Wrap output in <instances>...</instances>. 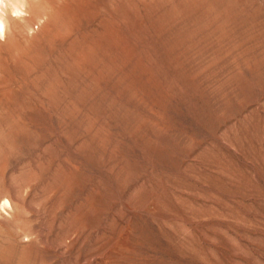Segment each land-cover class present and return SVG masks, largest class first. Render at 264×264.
<instances>
[{"label":"rangeland","instance_id":"1","mask_svg":"<svg viewBox=\"0 0 264 264\" xmlns=\"http://www.w3.org/2000/svg\"><path fill=\"white\" fill-rule=\"evenodd\" d=\"M0 17V264H264V0Z\"/></svg>","mask_w":264,"mask_h":264},{"label":"bare ground","instance_id":"2","mask_svg":"<svg viewBox=\"0 0 264 264\" xmlns=\"http://www.w3.org/2000/svg\"><path fill=\"white\" fill-rule=\"evenodd\" d=\"M4 1L5 0H1L0 4L1 5L4 4ZM12 12L17 14L18 13L17 8L14 7ZM5 21L6 19L0 17V37H4L5 35Z\"/></svg>","mask_w":264,"mask_h":264}]
</instances>
